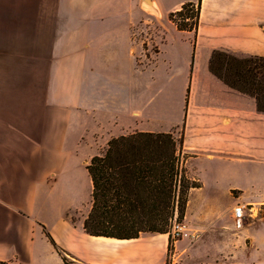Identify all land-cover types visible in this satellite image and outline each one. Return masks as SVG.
<instances>
[{"label": "crops", "instance_id": "crops-1", "mask_svg": "<svg viewBox=\"0 0 264 264\" xmlns=\"http://www.w3.org/2000/svg\"><path fill=\"white\" fill-rule=\"evenodd\" d=\"M147 1L0 0V261L63 264L46 231L80 264L127 262L132 253L118 248L138 239L88 236L84 218L68 214L91 200V158L133 133L182 127L186 162L215 165L214 195L263 203L264 192L249 199L226 181L228 162L264 166V114L216 79L208 61L214 50L264 57V0H201L195 45L168 15L197 0ZM153 16L163 28L151 41L158 52L139 65L133 29ZM255 175L233 173L243 183ZM230 207L212 214V230L228 228Z\"/></svg>", "mask_w": 264, "mask_h": 264}, {"label": "trees", "instance_id": "trees-1", "mask_svg": "<svg viewBox=\"0 0 264 264\" xmlns=\"http://www.w3.org/2000/svg\"><path fill=\"white\" fill-rule=\"evenodd\" d=\"M200 8L201 0H197L168 15L178 31L194 34L193 45ZM208 70L228 88L253 98L258 113L264 114V57H237L214 50ZM183 144V132L176 138L173 131L112 138L104 154L86 166L92 192L84 232L121 241L138 239L143 233L166 234L175 213L177 218L184 217L190 190L200 188L186 174ZM44 234L63 264H80L48 232Z\"/></svg>", "mask_w": 264, "mask_h": 264}, {"label": "rangeland", "instance_id": "rangeland-1", "mask_svg": "<svg viewBox=\"0 0 264 264\" xmlns=\"http://www.w3.org/2000/svg\"><path fill=\"white\" fill-rule=\"evenodd\" d=\"M162 32V24L157 16L150 17L145 23L134 27V43L142 46L141 55L136 56L139 65H147L154 60L158 49L157 45L151 41L154 37L160 38ZM182 132V127L173 131L176 138ZM107 144L96 156L104 154ZM182 155L185 159L188 158L183 154V150ZM211 167L214 168L215 165H210L203 159L187 160L185 164L187 176L200 184V188L194 189L191 196V205L188 210L190 220L185 221L184 217L177 218V213L173 218L186 227L187 236L176 238L171 235L172 220L166 234L143 233L139 235L137 241L126 243L118 248L122 254L125 251L132 253L129 259L127 257V262L121 264H264V198L263 203L260 204L254 199L248 201L238 199L237 192H231L230 195L226 192L214 195L210 178ZM237 168L248 173H255V180H251L252 183L248 180L244 183L236 181L233 173ZM227 170L226 184L232 186L238 183L242 188H247L249 192L245 197L250 199L251 195L264 192V166L236 165L228 162ZM236 205L243 206V218L235 219L232 215L225 216L228 228L212 230L211 220H209L212 214L218 210L226 211L230 206V211L231 209L233 211ZM89 209L90 201L86 199L84 206L79 211L69 213L68 217L74 222L85 219ZM227 213L224 212L223 215ZM161 240H164L163 244Z\"/></svg>", "mask_w": 264, "mask_h": 264}, {"label": "built area", "instance_id": "built-area-1", "mask_svg": "<svg viewBox=\"0 0 264 264\" xmlns=\"http://www.w3.org/2000/svg\"><path fill=\"white\" fill-rule=\"evenodd\" d=\"M243 211H244V208L243 206H240V205H236L234 208H233V217L235 219H242L243 218ZM186 231V227L178 222H176V219H173V222H172V232H171V235L173 237H186L187 234L185 233Z\"/></svg>", "mask_w": 264, "mask_h": 264}, {"label": "bare ground", "instance_id": "bare-ground-1", "mask_svg": "<svg viewBox=\"0 0 264 264\" xmlns=\"http://www.w3.org/2000/svg\"><path fill=\"white\" fill-rule=\"evenodd\" d=\"M113 240L116 241V242H124V241H125V240H124V241H121V240H115V239H113ZM107 241H108V240H107Z\"/></svg>", "mask_w": 264, "mask_h": 264}, {"label": "water", "instance_id": "water-1", "mask_svg": "<svg viewBox=\"0 0 264 264\" xmlns=\"http://www.w3.org/2000/svg\"><path fill=\"white\" fill-rule=\"evenodd\" d=\"M146 2L148 3V1L146 0Z\"/></svg>", "mask_w": 264, "mask_h": 264}]
</instances>
